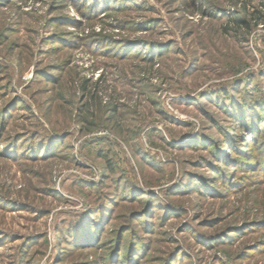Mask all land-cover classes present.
Listing matches in <instances>:
<instances>
[{
    "label": "rangeland",
    "instance_id": "374dc122",
    "mask_svg": "<svg viewBox=\"0 0 264 264\" xmlns=\"http://www.w3.org/2000/svg\"><path fill=\"white\" fill-rule=\"evenodd\" d=\"M0 264H264V0H0Z\"/></svg>",
    "mask_w": 264,
    "mask_h": 264
}]
</instances>
